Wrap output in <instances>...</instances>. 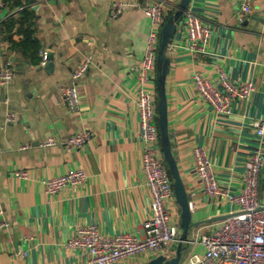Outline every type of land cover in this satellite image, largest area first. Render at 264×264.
<instances>
[{
    "label": "crops",
    "instance_id": "0c3cea01",
    "mask_svg": "<svg viewBox=\"0 0 264 264\" xmlns=\"http://www.w3.org/2000/svg\"><path fill=\"white\" fill-rule=\"evenodd\" d=\"M25 1L0 0V66L10 61L15 69L12 82L0 85V209L9 223L0 235V264H76L85 262L87 253L66 243L80 226L97 225L107 236L144 232L151 195L141 170L144 145L134 102L151 27L146 8L152 0H29L36 15L34 35L16 48L18 26L9 30L7 22ZM116 1L123 8L112 18ZM181 1L167 0L164 24ZM239 2L190 0L187 8L210 27L207 51L191 54L176 32L165 53L166 121L189 203L187 240L209 233L216 221L237 209L225 196L205 192L194 149L203 148L220 189L230 193L244 187L249 155L259 148L264 158V137L253 127L264 119V0H254L243 20ZM40 51L51 55L49 68ZM158 52L159 44L145 84L156 106ZM84 53L92 61L77 84L80 105L72 111L59 90L71 85L72 70ZM221 71L237 84L254 86L249 99L236 100L229 113L215 112L192 80L198 72L216 83ZM10 115L13 121L7 120ZM82 130L93 133L91 140L80 149H65L64 141ZM48 137L55 144L41 146ZM157 145L161 149L160 138ZM71 168L84 169L83 185L53 195L44 191L42 180ZM22 169L24 179L14 175ZM259 200L264 204V162ZM167 205L182 236L176 197ZM18 250L26 255L19 256ZM202 251L199 244L172 243L166 259L180 253L181 263L191 252ZM160 255L139 253L118 264H149Z\"/></svg>",
    "mask_w": 264,
    "mask_h": 264
},
{
    "label": "built area",
    "instance_id": "2783aa9c",
    "mask_svg": "<svg viewBox=\"0 0 264 264\" xmlns=\"http://www.w3.org/2000/svg\"><path fill=\"white\" fill-rule=\"evenodd\" d=\"M254 0H240L238 17L243 20L252 12ZM167 0H152L146 12L151 19L146 55L143 66L137 76L135 109L139 112L140 137L143 142L141 170L145 183L150 191L151 200L149 214L143 221V235L120 233L113 236L103 235L97 225L78 227L76 234L66 245L68 248L80 249L87 253L85 262L76 264H118L123 259L139 253H158L167 257V248L172 243L199 244L201 253L191 252L178 264H264V204L259 200V173L264 158L259 148L255 149L245 161L244 187L238 193H230L220 189L217 177L211 167L203 148L193 151V158L199 179L208 195L225 196L237 206L235 211L216 221L209 233L198 234L192 239H181L180 229L175 219H172L168 202L173 199V181L158 147L159 129L157 123V106L152 92L146 88L148 70L153 66L159 37L165 19ZM123 5L116 1L112 3L110 14L118 17ZM16 15V14H15ZM14 16V14H13ZM12 17V16H11ZM176 32L184 38L189 52L195 56L207 51L210 39V27L202 21L197 13L186 8L178 22ZM170 43L165 49L170 50ZM42 60L46 54L40 51ZM92 56L84 53L71 73L72 83L59 90L66 105L76 111L80 105V95L77 84L90 68ZM14 67L10 61L0 66V85H9L14 77ZM193 83L204 102L217 113H229L236 100H247L254 90L252 83L237 84L231 81L221 71L217 82L207 79L196 72ZM8 121H13L10 115ZM258 137H264V119L253 123ZM93 133L82 130L70 135L64 141L67 150H77L91 140ZM55 139L48 137L40 142L43 147L54 145ZM18 178H26L27 171L14 173ZM87 175L82 168H71L62 174L42 180L44 191L53 195L67 187L78 188L86 181ZM0 209V235L9 226ZM19 256H25L26 251L18 250Z\"/></svg>",
    "mask_w": 264,
    "mask_h": 264
},
{
    "label": "water",
    "instance_id": "95a60500",
    "mask_svg": "<svg viewBox=\"0 0 264 264\" xmlns=\"http://www.w3.org/2000/svg\"><path fill=\"white\" fill-rule=\"evenodd\" d=\"M190 0H182L178 11L171 16L166 23L163 25L160 37H159V52H158V69L160 64H162V79L158 78L157 81V94L159 97L158 105H157V123H158V129L160 134V144H161V151L163 154L164 161L166 163V166L168 168V172L171 176V179L173 181V190L176 197V200L178 204L181 207V227L183 228V234L181 236V239H186L188 226H189V203L187 200L186 191L183 185V182L181 180L179 170L177 163L175 161V158L173 156V152L171 149L170 144V138L169 133L167 129V121H166V99L164 95V79L168 70V59L165 58V49L169 43L173 40V37L176 33V22L179 21L182 14L188 7ZM51 55L49 53H46V68H49L51 66ZM162 84V88L159 86ZM180 262V253L176 255L175 258H172L170 260H167L164 255H160L150 261L149 264H178Z\"/></svg>",
    "mask_w": 264,
    "mask_h": 264
},
{
    "label": "trees",
    "instance_id": "16d2710c",
    "mask_svg": "<svg viewBox=\"0 0 264 264\" xmlns=\"http://www.w3.org/2000/svg\"><path fill=\"white\" fill-rule=\"evenodd\" d=\"M22 7L17 13L16 18L10 17L7 22V27L11 30L13 27L18 26V33L21 35V39H13V46L16 48L23 46V43L28 41L33 35L35 30V12L31 9V3L26 0L25 3H19ZM39 49H37L38 51ZM42 59V57L40 56ZM162 64L159 66V78L162 79ZM162 88V84L159 86ZM172 149V148H171ZM171 177V176H170Z\"/></svg>",
    "mask_w": 264,
    "mask_h": 264
}]
</instances>
